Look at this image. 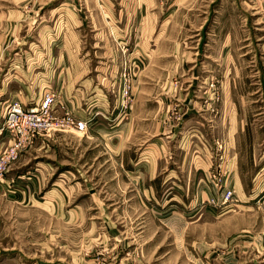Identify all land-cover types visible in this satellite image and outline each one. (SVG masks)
Here are the masks:
<instances>
[{
	"label": "rangeland",
	"instance_id": "374dc122",
	"mask_svg": "<svg viewBox=\"0 0 264 264\" xmlns=\"http://www.w3.org/2000/svg\"><path fill=\"white\" fill-rule=\"evenodd\" d=\"M44 1L15 7L29 8L33 23L39 7H59L60 25L68 13L120 14L107 22L102 60L116 65L102 82L109 90L92 107L110 115L98 122L103 131L88 124L84 135L38 137L9 167L0 184V264H264V0ZM141 25L154 30L145 48L127 38ZM92 39L86 31L87 46ZM137 93L139 108L146 98L165 103V125L202 123L209 164H178L172 138L171 162L153 175L146 153L159 137L124 132L116 148L112 126L133 118ZM228 129L244 195L224 164ZM226 190L235 198L229 207Z\"/></svg>",
	"mask_w": 264,
	"mask_h": 264
},
{
	"label": "crops",
	"instance_id": "0c3cea01",
	"mask_svg": "<svg viewBox=\"0 0 264 264\" xmlns=\"http://www.w3.org/2000/svg\"><path fill=\"white\" fill-rule=\"evenodd\" d=\"M38 1L42 0H0V111L5 104L14 100L19 101L25 107H31L39 102L45 93L52 90L62 94L63 103L69 112L74 115L82 114V119L87 120L89 126H96V131H103L106 125L98 122L102 121V117L104 120H109V110L103 107V111L96 115L97 111L92 113V107L102 104L101 102H104L106 97L105 93L109 90L102 85V82H109V76L113 75H107L106 71L109 67L116 65L109 57L107 61L102 60L108 52L107 44L111 30V28L108 29L107 22L108 19L115 22L121 20L120 14L117 17H106L101 13H91L92 17L88 19L87 16L77 18L76 13H68L67 18H61L63 24L60 25V14L57 11L59 7L49 9L47 14L39 13L43 9L42 6L39 7L36 14L38 19L34 20L35 23L30 22L29 8L15 7L16 4ZM55 1L45 0L44 3L39 4L47 6ZM94 19L97 22H93ZM86 31L93 38L88 46L85 40ZM122 31L125 32L123 37H126L127 27ZM153 35V29L152 31L149 28L144 30L141 25L132 38L131 36L127 38L132 39L135 46L145 48L148 47L149 41L153 43ZM45 76L47 80L44 79ZM44 81H46L45 86ZM164 96L165 94L162 95V100ZM140 97L144 95L137 93L136 112L133 118L129 119L128 116V122L123 121L119 111L115 116L117 119L120 117V121L118 120L112 127L121 137L116 143V148H122L124 132H130L132 136L139 132L143 137H147L146 141L159 137L157 143L151 144L150 151L146 153L147 159L153 164V175L154 170L158 171L159 165L171 162V150L167 144L172 143V138L178 139V143L173 146L174 150H181L178 161L176 160L178 164H184L187 159L192 163L195 159L205 164L208 163L212 155V147L210 142L206 143L203 139L205 134L200 128L202 123L187 125L184 122L177 127L170 124L165 125L164 112L168 111V108L163 107L165 103L160 106L159 102L156 107L155 103L150 101H154V97L146 98L145 106L140 104L139 108L137 100ZM82 104L86 107V112L82 110ZM1 115L0 112V117ZM186 115L187 112L184 117ZM139 116L145 118L140 119ZM138 120L140 123H137ZM1 123L0 119V125ZM226 137L225 146L228 155H225L224 164L229 167L234 191L240 190L244 195L243 186L237 183V180H240L237 175L239 161L236 153L231 151L235 149L234 131L231 133L228 129ZM6 145V137L0 135V153ZM258 162L264 165V153L258 157ZM200 195L205 196L206 193L202 191Z\"/></svg>",
	"mask_w": 264,
	"mask_h": 264
},
{
	"label": "built area",
	"instance_id": "2783aa9c",
	"mask_svg": "<svg viewBox=\"0 0 264 264\" xmlns=\"http://www.w3.org/2000/svg\"><path fill=\"white\" fill-rule=\"evenodd\" d=\"M125 76V75H124ZM125 89L123 97L129 94V81L123 80ZM128 98V97H125ZM0 135L6 137V147L0 153V184L4 175L18 157L34 146L40 136L53 135L56 132H74L85 134L88 123L68 112L60 102L59 95L50 90L41 100L31 107H25L14 100L3 106L0 111ZM223 204L227 207L235 202L231 190L222 192Z\"/></svg>",
	"mask_w": 264,
	"mask_h": 264
}]
</instances>
